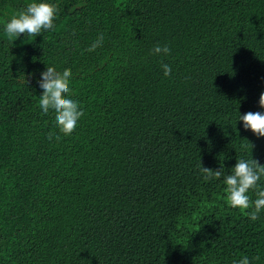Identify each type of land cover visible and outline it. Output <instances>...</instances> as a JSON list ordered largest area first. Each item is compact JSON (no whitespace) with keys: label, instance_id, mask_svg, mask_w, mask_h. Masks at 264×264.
I'll use <instances>...</instances> for the list:
<instances>
[{"label":"trees","instance_id":"trees-1","mask_svg":"<svg viewBox=\"0 0 264 264\" xmlns=\"http://www.w3.org/2000/svg\"><path fill=\"white\" fill-rule=\"evenodd\" d=\"M29 2L0 0V21ZM55 2L51 33L0 25V264H264V213L200 172L264 165L239 121L264 111V0ZM45 65L73 73L85 114L70 136L39 114Z\"/></svg>","mask_w":264,"mask_h":264},{"label":"clouds","instance_id":"clouds-1","mask_svg":"<svg viewBox=\"0 0 264 264\" xmlns=\"http://www.w3.org/2000/svg\"><path fill=\"white\" fill-rule=\"evenodd\" d=\"M57 4L55 0H31L23 8L13 14L8 20L0 21L3 33L10 39L17 40L22 34L36 37L44 32L55 31L57 19ZM103 44V34L87 49L94 52ZM167 45H155L152 54L167 56L170 54ZM46 66V65H45ZM163 74L168 77L172 68L168 64L161 65ZM37 81L38 96L37 107L41 117L53 114V127L65 136H70L78 127L84 116L80 102L74 99L72 88L73 73L71 70L56 71L46 66V71L39 74H30ZM28 83V81H27ZM259 106L264 109V92L260 93ZM239 121L243 122V129L251 131L257 138H264V111L239 113ZM58 140V135H48L47 142ZM253 146V145H252ZM247 148V145L243 146ZM200 172L205 182L219 180L225 185L226 200L230 207L241 211L249 210L246 215L251 221H257L264 213V165L258 160L238 158L236 164L229 172L224 166L218 169H208L200 166ZM258 258L250 259L243 256L233 264H253Z\"/></svg>","mask_w":264,"mask_h":264}]
</instances>
